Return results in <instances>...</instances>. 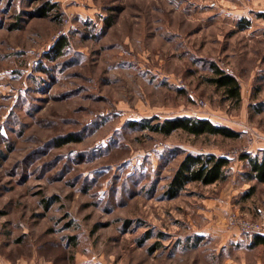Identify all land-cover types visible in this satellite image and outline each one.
<instances>
[{
  "label": "rangeland",
  "instance_id": "1",
  "mask_svg": "<svg viewBox=\"0 0 264 264\" xmlns=\"http://www.w3.org/2000/svg\"><path fill=\"white\" fill-rule=\"evenodd\" d=\"M175 117L239 137L140 128ZM262 147L264 0H0V264H252L264 248L229 219L264 228L239 160ZM185 153L226 157L228 179L167 198Z\"/></svg>",
  "mask_w": 264,
  "mask_h": 264
},
{
  "label": "trees",
  "instance_id": "2",
  "mask_svg": "<svg viewBox=\"0 0 264 264\" xmlns=\"http://www.w3.org/2000/svg\"><path fill=\"white\" fill-rule=\"evenodd\" d=\"M52 8V7H50ZM49 7L42 6L36 10L39 17H45L51 10ZM106 26H110L106 23ZM66 44L65 38H61L55 46L52 47L56 55H60ZM210 71L212 77L207 81L216 89L221 90L223 95L233 100L236 104L240 102V86L235 77L225 73L218 66L211 63ZM157 121L155 124H141L140 128L149 132L168 136L173 132L182 131L188 135L199 137L202 135L220 136L229 139H236L239 133L233 130L212 124L206 119L194 117H175ZM134 126L136 125L133 124ZM72 138H65L60 141L61 144L72 142ZM239 160L247 162L248 172L245 176L249 180L257 183H264V149L257 154H242ZM230 160L226 157L216 156L214 154H190L185 153L182 160L174 171L170 182L168 183L164 195L169 199L176 198L180 192L189 184L198 183L202 186H209L218 182H225L230 172ZM264 246V236L253 235L251 247Z\"/></svg>",
  "mask_w": 264,
  "mask_h": 264
},
{
  "label": "built area",
  "instance_id": "3",
  "mask_svg": "<svg viewBox=\"0 0 264 264\" xmlns=\"http://www.w3.org/2000/svg\"><path fill=\"white\" fill-rule=\"evenodd\" d=\"M230 227L236 228L241 234H257L264 236V228L256 223L241 220L235 216L229 219Z\"/></svg>",
  "mask_w": 264,
  "mask_h": 264
},
{
  "label": "crops",
  "instance_id": "4",
  "mask_svg": "<svg viewBox=\"0 0 264 264\" xmlns=\"http://www.w3.org/2000/svg\"><path fill=\"white\" fill-rule=\"evenodd\" d=\"M262 149H264V147L260 148V150ZM251 241H252V238H249V243H248L249 247H251ZM251 248L258 249V248H264V246H255ZM252 264H264V258H262L261 256H257L256 258H254V261L252 262Z\"/></svg>",
  "mask_w": 264,
  "mask_h": 264
}]
</instances>
